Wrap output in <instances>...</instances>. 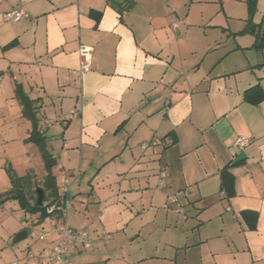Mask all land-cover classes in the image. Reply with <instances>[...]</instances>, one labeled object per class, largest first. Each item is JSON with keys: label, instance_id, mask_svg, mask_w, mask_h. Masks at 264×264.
I'll return each mask as SVG.
<instances>
[{"label": "crops", "instance_id": "obj_1", "mask_svg": "<svg viewBox=\"0 0 264 264\" xmlns=\"http://www.w3.org/2000/svg\"><path fill=\"white\" fill-rule=\"evenodd\" d=\"M211 1L0 0V195L7 168L36 188L46 175L19 90L56 161L45 205L68 204L64 218L1 204L0 264H44L27 255L52 247L59 237L38 233L62 222L92 236L72 264H264V100L244 99L254 86L264 95V48L244 16L191 10ZM14 10L25 16L5 21ZM253 20L263 36L264 15ZM81 46L92 49L83 76Z\"/></svg>", "mask_w": 264, "mask_h": 264}, {"label": "trees", "instance_id": "obj_2", "mask_svg": "<svg viewBox=\"0 0 264 264\" xmlns=\"http://www.w3.org/2000/svg\"><path fill=\"white\" fill-rule=\"evenodd\" d=\"M248 1L249 14L252 15L255 10L254 0ZM261 27L262 23L260 25H255L253 22H251V19H248V32L254 34L257 37L256 44L254 45L256 49L264 48V35L261 37L258 36V31ZM17 95L19 96L18 98L20 104L22 105L23 115L32 121V131L29 140L38 146L44 161L46 175L44 176L41 184V188L44 191V199L43 203L38 205L37 195L35 192L36 184L34 178L31 175L17 176L12 169L7 168L6 172L11 184V188L6 193L0 195V205L10 199L16 200L20 209L25 213L39 214L41 218H44L47 215L46 208L48 206H52L51 204L53 200L49 205H45V202L51 198H54V200L56 199V161L46 150L44 138L38 130V121L35 120L33 111L30 107L31 102L19 90H17ZM244 99L248 103L255 105L264 100V95L261 93V90L258 86H254L245 92ZM232 165V163L226 165V167H224L220 172L221 190L224 192L226 198H230L234 195V178L229 171ZM29 200L33 201L31 205L29 204ZM248 213L251 212H244L242 215H247ZM252 214L254 215V213Z\"/></svg>", "mask_w": 264, "mask_h": 264}, {"label": "built area", "instance_id": "obj_3", "mask_svg": "<svg viewBox=\"0 0 264 264\" xmlns=\"http://www.w3.org/2000/svg\"><path fill=\"white\" fill-rule=\"evenodd\" d=\"M25 14L21 10H14L4 15L5 21H19ZM80 63L79 74L83 76L90 71L91 66V54L92 49L87 46H81L78 50ZM249 144L247 138H238L234 142V147L238 150H242ZM148 147V144L141 145L144 150ZM67 178L62 180V192H66ZM160 185H163L161 183ZM68 207L67 203L58 202L55 206H51L46 211L49 214L58 213V215L64 218L65 209ZM52 236H58L59 239L50 248L44 249L39 255L33 256L27 255V258H34L44 264H72L70 256L74 249L77 247L88 248L92 241V236L87 229H73L69 227L65 222L55 224L46 231L38 233L40 240H46ZM12 264H17L16 262Z\"/></svg>", "mask_w": 264, "mask_h": 264}, {"label": "rangeland", "instance_id": "obj_4", "mask_svg": "<svg viewBox=\"0 0 264 264\" xmlns=\"http://www.w3.org/2000/svg\"><path fill=\"white\" fill-rule=\"evenodd\" d=\"M254 4H255V10L252 13V15L249 14L248 0H217V1L212 0L211 2H207V3L195 4L193 5V8H191V10L192 11L203 10L208 15L210 14L209 12L212 11L215 12L216 10L218 9L221 10L223 8L228 12H233L237 16L236 19L235 18L233 19V21H238L240 23L243 20L242 16H244V18L246 19V24H248V19H251V22L254 21L253 18H256V20L259 21L264 15V11L260 15V10L264 9V0H254ZM19 175L21 176L23 174H19ZM72 213H73L72 210L70 212L67 211V215L69 216V218H71ZM77 222L78 221L76 219H71L70 225L73 226V224Z\"/></svg>", "mask_w": 264, "mask_h": 264}, {"label": "water", "instance_id": "obj_5", "mask_svg": "<svg viewBox=\"0 0 264 264\" xmlns=\"http://www.w3.org/2000/svg\"><path fill=\"white\" fill-rule=\"evenodd\" d=\"M242 155H240L235 161L234 163H238L242 157ZM35 192H36V195H37V202H38V205H41L43 203V199H44V191L42 190V188L40 187H37L35 189ZM27 237V233L25 230H22L21 232H19L16 237L13 239L12 243L13 244H17L21 241H23L24 239H26Z\"/></svg>", "mask_w": 264, "mask_h": 264}]
</instances>
